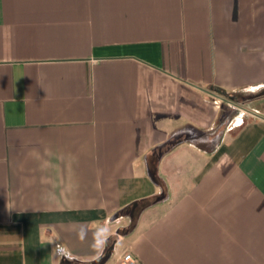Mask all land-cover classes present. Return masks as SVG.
Here are the masks:
<instances>
[{"label":"crops","instance_id":"1","mask_svg":"<svg viewBox=\"0 0 264 264\" xmlns=\"http://www.w3.org/2000/svg\"><path fill=\"white\" fill-rule=\"evenodd\" d=\"M262 89L264 0H0V264H264Z\"/></svg>","mask_w":264,"mask_h":264},{"label":"trees","instance_id":"2","mask_svg":"<svg viewBox=\"0 0 264 264\" xmlns=\"http://www.w3.org/2000/svg\"><path fill=\"white\" fill-rule=\"evenodd\" d=\"M219 91V90H218ZM222 95H224L225 98H227L228 100L234 102V103H238L239 101L234 97V95L236 94H227L224 91H219ZM235 115V111L232 110V108H230V106L227 103H222L220 105V112L218 114V117L216 119V125L219 128H225L226 125H228L233 116ZM171 145L173 146L174 143L176 141L171 140ZM163 146L167 147L168 145H162L158 148H155V154L159 157L161 156L165 151L163 150ZM149 176L150 178L161 187V192L160 195L155 197L154 200H148V199H142V200H138L133 202L131 205H129L128 207L123 208L122 210H120L119 212H117L115 214V216L118 215H124V216H129L130 217V223L127 227L121 228L118 230V234L121 235H128L130 234L136 227L137 225V221H138V217L141 214V212L146 209L148 206L157 203V202H162L165 201L167 199V194H168V187L166 185V183L164 182V180H162V178H160L157 173L156 170H149ZM118 237L117 236H111L108 237L105 240V246H104V250L101 253V255L91 261H87V262H82V261H78V260H74L73 258H71L70 256H68L66 253L62 254V261L61 264H105L109 258L112 255L113 252V247L115 242L117 241Z\"/></svg>","mask_w":264,"mask_h":264},{"label":"rangeland","instance_id":"3","mask_svg":"<svg viewBox=\"0 0 264 264\" xmlns=\"http://www.w3.org/2000/svg\"><path fill=\"white\" fill-rule=\"evenodd\" d=\"M239 99L238 103L228 104L235 111L231 124L234 123L236 126V124H241L244 121L264 114V89L257 91L253 95H246Z\"/></svg>","mask_w":264,"mask_h":264},{"label":"built area","instance_id":"4","mask_svg":"<svg viewBox=\"0 0 264 264\" xmlns=\"http://www.w3.org/2000/svg\"><path fill=\"white\" fill-rule=\"evenodd\" d=\"M122 264H139L137 258L129 251H125L121 256Z\"/></svg>","mask_w":264,"mask_h":264}]
</instances>
